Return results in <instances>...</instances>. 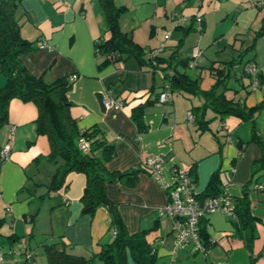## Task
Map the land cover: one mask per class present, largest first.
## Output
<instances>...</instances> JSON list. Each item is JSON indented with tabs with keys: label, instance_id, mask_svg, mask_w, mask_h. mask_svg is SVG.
<instances>
[{
	"label": "crops",
	"instance_id": "0c3cea01",
	"mask_svg": "<svg viewBox=\"0 0 264 264\" xmlns=\"http://www.w3.org/2000/svg\"><path fill=\"white\" fill-rule=\"evenodd\" d=\"M112 1L124 5L117 15V22L133 40L154 49L161 47L158 50L163 55L175 45L174 57L190 56L188 65L193 67L197 64L194 59L200 55L205 62L208 60L207 64L210 61L214 64L241 51V58L238 56L228 69L235 70L240 60L243 62L245 59L253 62L262 75L260 84L249 90L253 91L248 95L250 100L246 102L244 97L243 102L251 104L264 96V31L254 32L264 23V0ZM195 14L199 19L194 18ZM13 15L19 22L20 34L35 39L38 44L20 55L30 72L41 75L44 80L63 73H75L71 88L66 90L71 101L69 112L78 127L96 123L104 137L113 142V154L104 161L106 169L127 168L147 155H160V173L164 181L169 182L174 166L184 163L187 166L194 161L195 191L203 187L208 173L219 167L225 192L229 195L239 193V185L247 177L249 163L257 156L258 147L254 150L253 147H244L243 143L237 154L239 150L235 144V147L230 144L225 147V142L220 141L223 145H219L218 153L213 142L210 146L196 143L198 129L193 118L189 119L186 114L187 111L192 113L190 106L196 98L188 97L187 102L176 95L172 97L170 92L165 100L159 99L157 94L156 101L143 106L146 129L136 133L129 108L152 94L146 88L153 78L148 67L138 64L131 54L117 62L99 61L102 56L93 52L92 41L106 35L107 30L98 0H18ZM164 32H167L166 36H163ZM230 37L236 38L239 44L234 45V40L229 42ZM193 47L197 52L191 56ZM185 49L187 52L182 54ZM206 50L208 53H204ZM238 70L232 73L235 79L240 76ZM2 82L0 73V84ZM106 88H109V96L122 101L120 105H101V89ZM228 91L230 89L225 90L226 95ZM34 114L35 105L30 100L10 97L6 120L0 124V145L5 142L8 145L5 156H0V215L3 217L0 229L4 226L6 233L22 234L21 240L23 233L33 229L34 223L33 218L29 221L23 216L33 212L36 198L35 187L28 179L35 177L37 163L47 150L44 134L34 132ZM186 122L192 125L187 126ZM83 180V172L67 171L56 189L58 199L55 195L53 203H64L62 206H65L56 235L61 233L69 250L88 254L98 249V242L110 239L111 232L109 212L104 205L98 204L90 214L80 210L78 196ZM104 192L115 203L117 213L129 232L153 224L155 207L164 203L166 195L160 182L143 170L137 171L132 184H125L121 179L105 181ZM247 192L250 212L256 216L253 222L256 235L251 243L252 263L242 236L225 233L230 231L231 223L219 210L204 214L209 238L214 240L203 259H226L229 264H264V189L251 187ZM158 225L154 226L157 234L151 243L155 245L157 257H162L161 262L165 258H168L167 264L170 260L173 264L203 262L187 259L193 254L185 247L172 249L169 228L161 233L165 227L157 229ZM215 233L220 235L224 246L208 255L216 243L212 237ZM5 236L8 238L7 234ZM169 250L175 253L169 254ZM13 258L10 254H3L0 264L16 260ZM93 263L100 264V261L93 258Z\"/></svg>",
	"mask_w": 264,
	"mask_h": 264
},
{
	"label": "trees",
	"instance_id": "16d2710c",
	"mask_svg": "<svg viewBox=\"0 0 264 264\" xmlns=\"http://www.w3.org/2000/svg\"><path fill=\"white\" fill-rule=\"evenodd\" d=\"M98 1L105 15L107 30L106 35L96 37L92 41L93 52L102 56L99 61L117 62L131 54L138 64H144L148 67L153 78L146 88L147 92L152 94L135 102L129 108V117L135 125L137 134L147 127V123L142 117L143 106L156 101L157 94L162 90H167L168 93L172 90L181 92L186 90L196 94L201 102L200 104H191L192 113H190L198 129L206 127V118L202 113V107L205 105L217 112L219 117L221 114L231 113L239 118L251 119L248 136L246 138L237 136L234 141L237 150L241 149L243 143L247 140H253L259 150L257 156L252 158L249 163L248 176L240 183L239 193L229 195L225 192L219 174L220 169L216 167L208 173L203 187L194 191L193 195L198 203L207 196L221 193L229 195L232 213L221 211L231 223L230 231L225 233L242 236L243 243L250 255L249 262L252 263L254 254L251 253V243L252 238L256 235L253 231V222L256 216L250 212L247 191L251 187L264 189V132H260L253 122L254 111L264 107V96L251 104H245L243 100L233 99L225 94L226 89H236L227 84L226 77L229 75V65L238 56L241 58L242 52L238 51L233 57L220 60L214 64L213 61H210L206 67L213 76V80L208 86L200 87L197 76H192L184 70V67L188 65L190 56L175 58V45L166 55H163L158 50L161 47L154 49L136 42L128 31L119 27L117 22V15L124 9V5L116 4L112 0ZM17 2L18 0H0V73L3 75V82L0 84V124L6 120L7 102L10 97H16L24 101L30 100L35 105V114L32 118L34 132L35 134H44L47 141V150L43 157L45 156L46 160L54 163L45 183L46 190L57 189L62 184L67 171H81L84 180L78 196L80 210L90 214L95 206L102 204L107 208L110 219L108 226L111 232L110 239L98 242V249L90 251L88 254L69 250L61 233L53 239L45 240L41 238L42 252L46 264H95L93 263L94 256L99 259L100 264H163L161 260L156 261L155 245L147 241L144 236L146 230L155 226V222L147 227L127 231L117 213L115 203L104 192L105 181L121 179L125 184H132L138 170L146 171L149 174L148 170L143 166L141 160L119 170L105 168L104 161L114 151L113 142L104 137L101 127L96 123L78 127L75 118L69 112L71 101L66 96V90L72 85L74 72L63 73L46 81L41 75L33 74L24 66L20 55L35 48L38 44L34 42L35 39H28L20 34L19 22L13 15ZM196 16L198 17L196 18ZM194 18L199 19V15L195 14ZM262 31H264V23L254 30L255 34ZM193 55L195 54H191V56ZM248 64L253 66L252 70L245 69ZM237 73L240 76L236 79L240 80V85L246 91L260 84L261 72L249 60H243V64ZM111 83H114V81H111ZM168 98L169 95L165 100ZM99 100L102 105L101 96ZM82 139L86 141L84 148L80 146ZM29 141L31 140H27V142ZM3 144L0 145V148ZM5 154L0 153V156H5ZM186 168L189 178L194 183L196 178L194 161L190 162ZM162 187L165 189L167 200L168 185ZM155 210H157V207H155ZM205 213L199 214L194 222L195 233L201 243V248L194 246L190 239L184 240L182 244L175 246V248L185 247L190 254H195L198 250L203 251V253L207 252L214 239L209 238ZM159 215L156 214L155 221H157ZM23 216L30 221L33 218V212ZM2 222L3 217L0 215V225ZM169 232L174 243V232L171 225ZM5 234L8 235V239L12 238V242L20 239L19 237L22 235L13 231H8ZM30 234H32L31 231L23 233L24 236ZM13 251L16 253L22 252L24 254L23 260H30V264H35L33 251L24 242L16 245ZM3 252L0 249V259L4 254ZM216 260L226 259H206L201 264H214ZM170 261L168 264L174 263L172 260ZM226 262L228 261L226 260Z\"/></svg>",
	"mask_w": 264,
	"mask_h": 264
},
{
	"label": "rangeland",
	"instance_id": "374dc122",
	"mask_svg": "<svg viewBox=\"0 0 264 264\" xmlns=\"http://www.w3.org/2000/svg\"><path fill=\"white\" fill-rule=\"evenodd\" d=\"M234 40V45L239 44V41L235 38L232 39L230 37L229 42ZM180 52V51H179ZM178 52V53H179ZM187 52V49L183 51L182 54H185ZM204 53H208V50H206ZM225 56V55H224ZM202 56H198L195 62H197L196 66L187 65L184 67V70L186 73L194 76H197V82L200 87H206L209 85V83L213 80V76L208 72V68L206 67V62L201 58ZM193 61V60H192ZM242 61L240 60L239 65L236 67L235 70L229 69V75L226 77V81L228 85H231L235 87L236 89L229 88L230 91H228V97H232L233 99H240L242 100L245 97V101L248 102L249 96L252 95L253 91H246L239 83V79H235L232 76L233 71H236L240 69L242 66ZM123 78V77H122ZM121 78V79H122ZM245 78V77H243ZM123 80V79H122ZM47 81V80H46ZM124 81V80H123ZM122 83V81H121ZM72 86V85H71ZM71 88V87H70ZM102 95H105L111 99H116L112 95L109 96V88L101 89ZM178 96L183 99H185L188 102V97L190 99L196 98V101L192 100V104H200L201 100L197 98L196 94H193L191 92H188L186 90L177 91L172 90L171 96ZM201 108V106H200ZM202 113L204 117L206 118L205 124L206 127L204 128H196V143H203L208 144L209 146L212 144V142L215 145V151L219 153V145H223L220 141L225 142L226 145L230 144L232 147L234 146V141L237 136H241L242 138H246L249 134L250 130V124L251 119L250 118H239L235 114L231 113H225L221 114L219 117V114L215 111H213L209 106L205 105L202 107ZM253 122L257 126V128L260 130V132H264V107L260 108L258 111H254L253 113ZM219 121L221 122L220 124ZM187 123V122H186ZM188 125H192L191 123H187ZM186 127V126H185ZM182 133H184V129H181ZM253 147L254 150L257 148V144L253 140H247L244 142V147ZM240 150L237 154H239ZM249 154V152H248ZM44 155V154H43ZM247 155V154H246ZM234 164V159L232 161V168ZM54 166V163L50 160H46L45 156L42 160H40L37 163L36 166V172L35 177H30L28 179L29 183H33L35 187V195L36 198L34 200V203L32 205L33 210V229L32 234L29 236L25 235L22 240L16 239L15 241H11L12 238H6L5 233L6 231L3 229L4 226H2V229H0V249L3 250L4 254H10L12 257L16 258V260L9 262L8 264H30V260H23L24 254L22 252H14V248L16 245L20 244V242H24L27 244L29 249L33 251V261L35 264H46L44 253L42 252V246H41V238H44L46 240H49L50 238L54 237L56 233L59 231L58 227L61 225L62 221V212L65 210V206H62L64 203H53L54 202V196L56 195V200L58 199V192H56V189H49L46 190L45 183L48 180L49 174L52 171ZM179 167H185L186 164H178ZM248 176V175H247ZM47 180H46V179ZM247 177L245 176V179ZM33 179L35 180L33 182ZM45 180V181H44ZM166 202V195L165 200ZM165 204V203H164ZM162 204L161 206H163ZM64 207V209H63ZM160 207V206H159ZM63 209V210H62ZM36 214V216H34ZM155 214H157V210H155ZM155 222V226L157 224V229H160L162 226L165 227V230H163L161 233H164L169 227H170V219L167 214H161L158 216L157 221H152V223ZM1 226V225H0ZM19 232V231H18ZM157 234V230L154 229V227H151L150 229L146 230L144 233L145 239L149 242H152L154 240V235ZM213 238H215L216 243L213 245V252H209L208 255L211 253H216L218 248H222L223 243L220 241V235L215 233L212 235ZM157 240V239H156ZM174 244H172V249ZM21 249V248H20ZM223 249V248H222ZM221 250V249H220ZM175 253L174 251L169 250V254ZM206 252L203 253V251L196 252L195 254L187 257V259L194 258L196 261L199 260L201 263L205 259H203V256ZM207 257V256H205ZM13 258V259H14ZM95 259H98L96 256H94ZM162 257H157V262H159ZM168 258H165L162 263H166ZM167 264V263H166Z\"/></svg>",
	"mask_w": 264,
	"mask_h": 264
},
{
	"label": "built area",
	"instance_id": "2783aa9c",
	"mask_svg": "<svg viewBox=\"0 0 264 264\" xmlns=\"http://www.w3.org/2000/svg\"><path fill=\"white\" fill-rule=\"evenodd\" d=\"M198 16H196L197 18ZM167 32L163 33L166 36ZM197 49L192 48V54H196ZM245 69L252 70L253 66L248 64ZM169 93L167 90L159 92V99H165ZM103 106L120 105L121 101L111 99L105 95L101 97ZM188 118L191 117L190 111H187ZM221 122L219 121L218 124ZM80 139V137H79ZM85 140L80 141V146L84 148ZM7 143H4L0 148V153L5 154L7 150ZM162 157L160 155L150 154L141 159L143 166L148 170L149 174L154 179H157L162 186L168 185L167 200L163 206L157 207L158 214H167L170 217V225L173 228L174 246L182 244L186 239L192 240L194 246L201 248V243L197 239L195 233L194 222L199 214L212 210H220L226 213H232L231 200L227 193L207 196L198 203L194 197V184L189 178L186 167L174 166L172 179L167 182L161 176L160 163ZM170 186V187H169ZM176 215V216H175ZM175 216V218H173ZM214 264H228L226 260H216Z\"/></svg>",
	"mask_w": 264,
	"mask_h": 264
}]
</instances>
